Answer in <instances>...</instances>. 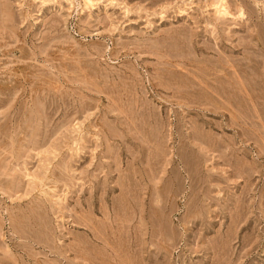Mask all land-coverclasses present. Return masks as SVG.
I'll return each mask as SVG.
<instances>
[{
  "label": "rangeland",
  "instance_id": "1",
  "mask_svg": "<svg viewBox=\"0 0 264 264\" xmlns=\"http://www.w3.org/2000/svg\"><path fill=\"white\" fill-rule=\"evenodd\" d=\"M0 264H264V0H0Z\"/></svg>",
  "mask_w": 264,
  "mask_h": 264
}]
</instances>
